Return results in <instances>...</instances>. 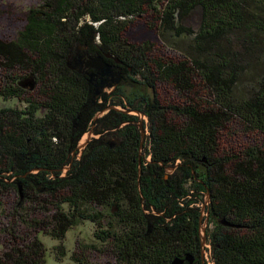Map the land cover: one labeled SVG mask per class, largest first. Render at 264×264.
Here are the masks:
<instances>
[{
    "label": "trees",
    "instance_id": "trees-1",
    "mask_svg": "<svg viewBox=\"0 0 264 264\" xmlns=\"http://www.w3.org/2000/svg\"><path fill=\"white\" fill-rule=\"evenodd\" d=\"M146 11L162 14L164 35L191 40L175 60L126 39ZM98 57L152 96L97 97L100 74L85 66ZM258 57L264 0H0V216L10 220L0 264H47L42 236L57 241L50 252L63 264L69 236L86 224L115 264L187 255L192 264H264V149L236 160L219 152L229 123L264 134V73L248 69ZM246 76L253 83L239 96ZM162 86L184 106L163 105ZM69 260L90 264L73 252Z\"/></svg>",
    "mask_w": 264,
    "mask_h": 264
},
{
    "label": "rangeland",
    "instance_id": "rangeland-1",
    "mask_svg": "<svg viewBox=\"0 0 264 264\" xmlns=\"http://www.w3.org/2000/svg\"><path fill=\"white\" fill-rule=\"evenodd\" d=\"M161 13H155L152 11H146V14L137 19L132 25L129 26L127 33H126V39L133 45H144L146 43H149L153 45V53L152 58L153 59H161L165 62H168L170 60H175L178 56L174 53V51H177L179 53H183L188 49V46L191 44V40L188 38H175L173 34L170 35H164L163 34V24L161 22ZM192 27H197V20L193 21ZM253 68L248 67V69L251 72L252 75L256 72L259 74L264 73V58L258 57L257 59H252ZM87 63V62H86ZM3 82V76L0 72V88L4 87ZM253 83L252 78L244 77L241 81V83L238 85L237 93L239 96L243 95L244 92H246L248 86ZM119 86V85H118ZM42 85L38 87V90L35 93H38L41 91ZM118 89H121L125 95L130 98V100H134L135 95H142L147 94L148 96H152L151 89L129 84V85H122L118 87ZM161 94V102L163 105L166 106H178L183 107L185 104V101L181 97L176 96V92L173 90L171 86H162L160 89ZM109 91V90H107ZM106 92V91H105ZM197 93L198 97L203 100L208 99V92L205 88V86L201 83H197ZM4 103V100L0 97V106ZM7 103H4L5 106ZM121 108V106H119ZM106 113L102 114L101 117H103ZM131 115H137L136 113H130ZM147 122V119L141 118L139 126L141 123ZM147 135L149 134L148 131H144ZM87 134L85 135L84 139L80 142L77 151L75 154L78 153V149L82 147L85 144V138ZM146 140V136H145ZM117 137H111L110 142H116ZM219 152L220 156L225 159H233L236 160L238 158H243V155L245 152H247L250 148L253 147H259L261 149H264V134L257 132V131H248L245 125L240 124L237 121H234L232 123H229L226 128L221 132L220 134V140H219ZM73 153V155H75ZM169 173H172L173 171L170 169L168 170ZM207 201L209 197L206 198ZM18 199L15 195L11 196V200L7 201L8 205V212H13V208L10 206V204L15 205L17 203ZM10 215V214H7ZM205 215V214H204ZM10 222L4 220L0 216V228L1 223L8 224ZM95 227L91 224H86L83 226L78 227L76 230H74L71 235L68 238L67 246L69 247L70 254L68 258H66L65 263L63 264H75L74 261H70V257L72 255V252L75 253L77 258L83 259V256L87 258L90 262V264H115L109 257V250L102 248V245L100 242L95 238ZM42 242L46 246L47 249H49L48 257H47V264H62L55 261L54 257L52 256L51 252L52 248L56 246L58 243L57 241L52 240L49 237L42 236L41 237ZM6 241V237L3 236L0 232V251L2 249V245H4ZM96 246L98 250H105L104 254H99L95 251L94 247Z\"/></svg>",
    "mask_w": 264,
    "mask_h": 264
},
{
    "label": "water",
    "instance_id": "water-1",
    "mask_svg": "<svg viewBox=\"0 0 264 264\" xmlns=\"http://www.w3.org/2000/svg\"><path fill=\"white\" fill-rule=\"evenodd\" d=\"M88 59H89V61H87L85 69H94L95 70V72L93 74H91V78H94L95 76H97V74L101 70L104 71V73L102 74V76H104V77L114 76L115 73H113V66L109 65L104 58L98 57V58H93V59L88 58ZM115 75L118 76V78L116 80L106 79V80H103L100 84L95 85L97 88V91H96L97 97L101 94V91L98 88H101V89L106 88L108 83L111 81L113 83L111 84L110 88L113 89L119 85V83L122 80V76L120 73H116ZM111 109L112 110H118L116 107H111ZM124 112L128 113L126 111H124ZM140 116H142V115H140ZM139 127L141 128V132H142V139H141V151H142V148H143L144 142H145L146 133L144 132L143 123H141ZM92 137H93V132L91 131L87 134V136L85 138V144L80 148H85ZM207 204H208V201L206 200V204L203 207V211H202L203 215L202 216H204V214H205V208H206ZM206 228H207V221L205 223H203L202 229H201V234H200V238L202 240L203 246L206 245V240H207L206 234H205ZM204 254H205V251H204ZM186 261L190 262L192 264L194 259L192 256L187 255L184 258H176L175 260L172 261L171 264H185ZM204 263H205V261H204Z\"/></svg>",
    "mask_w": 264,
    "mask_h": 264
},
{
    "label": "flooded vegetation",
    "instance_id": "flooded-vegetation-1",
    "mask_svg": "<svg viewBox=\"0 0 264 264\" xmlns=\"http://www.w3.org/2000/svg\"><path fill=\"white\" fill-rule=\"evenodd\" d=\"M92 70H94V69H92ZM94 71H95V70H94ZM103 73H104L103 70H101V71L98 73V74H100V75H99L100 79H99V81H98L95 85L100 84L103 80H106V79L116 80V79L118 78V76L115 75V74H116V73H120V72H118L117 70H114V68H113V73H115L114 76L104 77V76H102ZM112 83H113L112 81L109 82L108 85L106 86V88H104V89L98 88V89L101 91V94H100L99 96H101L102 94H107V95H111V96H113V94H114L115 92H117L118 87L120 86V84H122V85L124 84V85H125V83L123 82V79H122L121 82L119 83V86H117V87H115V88L112 89V88H110ZM107 90H109V91H107ZM105 91H106V92H105ZM110 101H111V100H110ZM83 149H84V148H80V149H79L80 154L82 153Z\"/></svg>",
    "mask_w": 264,
    "mask_h": 264
}]
</instances>
